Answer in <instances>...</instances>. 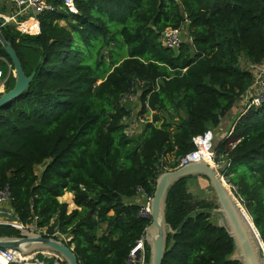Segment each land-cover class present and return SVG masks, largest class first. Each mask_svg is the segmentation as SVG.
<instances>
[{
  "label": "trees",
  "instance_id": "trees-1",
  "mask_svg": "<svg viewBox=\"0 0 264 264\" xmlns=\"http://www.w3.org/2000/svg\"><path fill=\"white\" fill-rule=\"evenodd\" d=\"M47 2L53 9L36 15L37 34L0 25L25 75L34 73L0 108V189L8 188L18 222L46 237H71L64 242L79 264H123L150 221L131 200L137 190L152 196L159 174L195 149L192 138L220 129L233 112L212 160L264 245V101L244 102L255 72L239 65L241 56L264 61V0H74L76 13L61 0ZM166 28L186 34L177 48L161 45ZM0 56L13 70L1 46ZM0 67L6 75L7 65ZM14 81L10 71L4 91ZM131 93L145 116L136 135L125 132L122 99ZM198 177L168 191L165 221L173 230L190 211L217 208L211 187L208 199L190 193ZM65 192L73 194L71 211L58 200ZM211 216L196 213L168 232L162 264H241ZM19 234L0 224V237Z\"/></svg>",
  "mask_w": 264,
  "mask_h": 264
},
{
  "label": "water",
  "instance_id": "water-1",
  "mask_svg": "<svg viewBox=\"0 0 264 264\" xmlns=\"http://www.w3.org/2000/svg\"><path fill=\"white\" fill-rule=\"evenodd\" d=\"M0 46L10 59L15 78L13 87L0 94V108L18 97L29 85L33 74L26 76L15 50L5 39L0 30ZM220 167L207 160L190 161L172 170L164 171L155 180L154 191L150 199L149 224L144 229V242L149 248L148 264H162L166 249L167 233L178 231L189 217L196 213L211 212L221 216L223 227L234 243L231 259L241 264H264L261 247L264 246L252 219L235 197L230 186L219 171ZM187 176L204 177L212 189L217 208H201L190 211L173 230L165 221L166 197L170 187L179 179ZM13 223H18L16 216L3 214ZM19 230L17 237H0V248L15 249L22 254L34 251L55 253L65 264H79L72 246L53 237L29 231V228L12 226Z\"/></svg>",
  "mask_w": 264,
  "mask_h": 264
},
{
  "label": "built area",
  "instance_id": "built-area-1",
  "mask_svg": "<svg viewBox=\"0 0 264 264\" xmlns=\"http://www.w3.org/2000/svg\"><path fill=\"white\" fill-rule=\"evenodd\" d=\"M9 5V11H3L0 5V25L12 26L17 32L21 34L34 35L39 33V21L36 15L44 10H52L53 6L47 0H5ZM63 5L71 13H76L74 7V0H61ZM181 31L174 28H166L161 34L159 40L162 46L166 48H177L181 42ZM5 63L8 67L7 74L4 75L0 67V92H3V88L8 77L9 72L13 73L10 69V65L0 56V64ZM260 65V64H259ZM259 65H252L253 69L259 71L258 75H255L254 82L247 89L244 94V102L248 104L259 105L264 101V71L259 70ZM128 95V94H126ZM125 96V95H124ZM145 117V116H144ZM144 117L141 118V122H144ZM126 119V118H124ZM129 129L126 127L125 132L128 134ZM213 134L209 133L206 137L198 135L192 138V142L195 145V149L188 154L178 158L177 167L185 165L190 161L207 160L213 163V146H212ZM214 164V163H213ZM137 193L145 196V202L139 210V214L142 217H149L150 212V199L151 196H146L141 189L137 190ZM11 198L10 192L7 187L0 189V205L9 201ZM1 222L2 216H0V224H9L11 226L18 225L24 227L22 224L13 223L8 219ZM144 238L141 237L136 240L134 246L129 250L127 258L123 264H146V249L144 244ZM261 255L264 259V246L261 247ZM54 264H58V260ZM0 264H46L43 259L38 258L36 253L22 254L15 249L0 248Z\"/></svg>",
  "mask_w": 264,
  "mask_h": 264
},
{
  "label": "rangeland",
  "instance_id": "rangeland-1",
  "mask_svg": "<svg viewBox=\"0 0 264 264\" xmlns=\"http://www.w3.org/2000/svg\"><path fill=\"white\" fill-rule=\"evenodd\" d=\"M61 24H63V22H61ZM182 33L183 32H181L180 37L182 38V36L185 35L184 38H186V34L185 33L182 34ZM239 65L242 68L252 69V71L255 72L256 76L259 73L258 70L253 69V67H251V64L248 63L243 56L240 57ZM259 70L264 71V61L259 65ZM10 87H11V83L6 86L4 85L3 92L4 90L9 89ZM122 103L129 112V115L126 117L125 120L126 126L129 129L128 133L129 135H136L142 126V122L140 121L142 117L139 116V110H140L139 98L137 97V95H135V93H131L123 97ZM222 124H223V128L222 127L220 128L221 131L224 130V125L226 123L223 122L222 120ZM212 134H213V138H212V146H213L215 143L219 141V138L216 137L217 132L216 133L212 132ZM41 169H42L41 166L36 167L35 169L36 173L39 174ZM189 191L196 199H202V198L208 199L212 195L209 182L202 177L194 178L189 181ZM211 217H212L211 218L212 222L217 225L223 222L221 216L218 214L212 213ZM4 220L5 219L2 218L1 222H3ZM29 231L40 233L39 232L40 230H35L33 227H30ZM41 231L44 233L45 229H42Z\"/></svg>",
  "mask_w": 264,
  "mask_h": 264
},
{
  "label": "crops",
  "instance_id": "crops-1",
  "mask_svg": "<svg viewBox=\"0 0 264 264\" xmlns=\"http://www.w3.org/2000/svg\"><path fill=\"white\" fill-rule=\"evenodd\" d=\"M0 5H1V9L3 11H9V5H8V3L5 0H0ZM233 116H234V113L230 112L225 118H223V122L226 123L224 125V130L221 131L220 129H216L215 131H213V133L217 132L216 137H218L219 140H221L223 138V135L228 133L227 130L229 129V127L231 125ZM221 127L223 128L222 122H221L220 128ZM58 200L60 202H65L67 204L68 211H71L72 209L75 208L74 203H73V194L71 192H65L61 197L58 198ZM131 200H132V202H136V203H138L140 205H143L144 202H145V196L143 194L138 193L136 195V197L132 198ZM5 213L11 214V211H10V209L8 207V202L7 201L3 202L0 205V216H2ZM70 239H71V237H67V238L64 237V241H68ZM31 253H36L37 256H38V254H41L44 258H47V259L53 258L54 262L57 261L56 258L59 259L55 253H51V252H48V251H36V252H31ZM31 253H29V254H31ZM58 261L62 262L61 259L58 260ZM54 262H53V264H54ZM46 264H47V262H46Z\"/></svg>",
  "mask_w": 264,
  "mask_h": 264
}]
</instances>
